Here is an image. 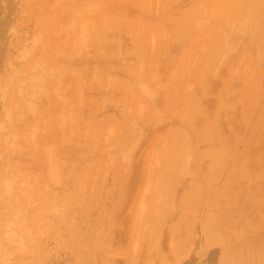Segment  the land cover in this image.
Segmentation results:
<instances>
[{"label": "rangeland", "instance_id": "rangeland-1", "mask_svg": "<svg viewBox=\"0 0 264 264\" xmlns=\"http://www.w3.org/2000/svg\"><path fill=\"white\" fill-rule=\"evenodd\" d=\"M196 1L0 0V264L155 263L136 251L149 247L135 210L148 181L120 107L147 105L150 44L163 52L167 26ZM128 45L141 66L110 62L105 47Z\"/></svg>", "mask_w": 264, "mask_h": 264}, {"label": "crops", "instance_id": "crops-1", "mask_svg": "<svg viewBox=\"0 0 264 264\" xmlns=\"http://www.w3.org/2000/svg\"><path fill=\"white\" fill-rule=\"evenodd\" d=\"M181 13L164 51L150 44L149 102L120 107L133 115L132 148L148 181L135 210L149 247L136 251L156 255L154 264H264V0H197ZM105 48L116 52L110 62L141 66L126 56L130 45ZM147 109L154 116L142 137ZM123 138L111 151L122 152Z\"/></svg>", "mask_w": 264, "mask_h": 264}]
</instances>
